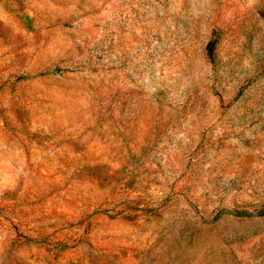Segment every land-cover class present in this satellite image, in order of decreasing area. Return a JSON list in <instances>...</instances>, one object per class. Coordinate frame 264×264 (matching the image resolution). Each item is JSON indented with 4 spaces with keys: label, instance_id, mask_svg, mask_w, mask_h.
<instances>
[{
    "label": "rangeland",
    "instance_id": "rangeland-1",
    "mask_svg": "<svg viewBox=\"0 0 264 264\" xmlns=\"http://www.w3.org/2000/svg\"><path fill=\"white\" fill-rule=\"evenodd\" d=\"M0 264H264V0H0Z\"/></svg>",
    "mask_w": 264,
    "mask_h": 264
}]
</instances>
